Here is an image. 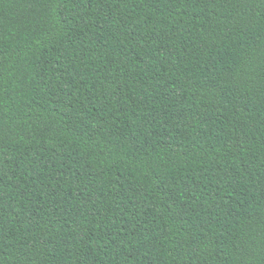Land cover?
<instances>
[{"label":"trees","instance_id":"1","mask_svg":"<svg viewBox=\"0 0 264 264\" xmlns=\"http://www.w3.org/2000/svg\"><path fill=\"white\" fill-rule=\"evenodd\" d=\"M0 264H264V0H0Z\"/></svg>","mask_w":264,"mask_h":264},{"label":"snow or ice","instance_id":"2","mask_svg":"<svg viewBox=\"0 0 264 264\" xmlns=\"http://www.w3.org/2000/svg\"><path fill=\"white\" fill-rule=\"evenodd\" d=\"M4 135H6V132L3 129H0V137H3Z\"/></svg>","mask_w":264,"mask_h":264}]
</instances>
